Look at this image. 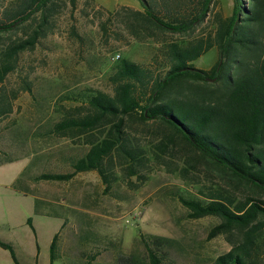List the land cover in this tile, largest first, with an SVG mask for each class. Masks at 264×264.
Listing matches in <instances>:
<instances>
[{
  "label": "trees",
  "instance_id": "trees-1",
  "mask_svg": "<svg viewBox=\"0 0 264 264\" xmlns=\"http://www.w3.org/2000/svg\"><path fill=\"white\" fill-rule=\"evenodd\" d=\"M139 1L142 10L123 7L116 15L138 41L160 40L151 62L118 55L107 75L109 93L67 97L72 105H61L59 118L37 137L81 142L86 151L73 158L72 171L42 173L34 181L68 182L95 171L107 193L115 167L140 182L153 164L184 180L197 181L201 172L210 179L215 172L224 186L208 189L203 198L178 196L188 219L219 220L207 239L223 236L230 249L210 264H264V0H233L230 16L216 15L212 34L178 40L167 35L196 30L216 0ZM58 9L56 0H0V119L12 112L18 94L4 91L6 77L18 67L19 55L34 51L52 31ZM213 48L218 60L211 69L192 66ZM20 91L32 93L26 76ZM26 224L35 233L31 218ZM64 227L53 236L49 264L62 260L56 250ZM142 242L146 264H174L176 241L152 235ZM0 248L19 264L9 244L0 240ZM118 260L143 264L132 256Z\"/></svg>",
  "mask_w": 264,
  "mask_h": 264
},
{
  "label": "rangeland",
  "instance_id": "rangeland-1",
  "mask_svg": "<svg viewBox=\"0 0 264 264\" xmlns=\"http://www.w3.org/2000/svg\"><path fill=\"white\" fill-rule=\"evenodd\" d=\"M56 3L59 9L53 17L52 31L34 51L19 55L18 67L2 85L9 96L15 91L18 94L12 101V112L0 119V165L38 146L35 138L59 118V107L72 105L67 99L69 95L86 90L109 93L107 75L118 55L147 64L160 43L153 36L138 41L116 15L122 14L123 7L142 10L139 0H76L75 5L69 0H56ZM232 8L233 0H216L207 20L196 30L187 35L168 34L167 38L208 36L213 33L216 15L226 18ZM217 60L218 51L213 48L193 60L192 66L209 70ZM22 76L30 80L32 93L20 91ZM46 136L41 144L49 153L67 152L77 159L86 151L81 142L50 140L51 136ZM146 139H142L143 144ZM21 167L22 162L0 167V240L12 247L19 264H49V247L62 221L33 213L35 201L28 194L42 195L47 188L38 192L40 186L31 187L32 167L20 175L17 190L13 189ZM50 169L72 170L71 164ZM200 174L197 181L184 180L177 173L153 164L143 182L126 177L120 167H115L107 193L95 171L76 174L68 182L47 184L48 193L49 186H55L68 195L67 209L59 211L68 220L57 241L56 251L62 260L56 259L53 264H117L119 256H132L146 264L142 241L152 235L177 242L172 252L174 264H210L230 249L223 236L207 239L209 230L219 220L188 219L187 210L178 200V196L203 198L208 189L224 186L217 173L212 172L210 179L205 173ZM236 194L243 196L241 191ZM28 218L32 219L35 233L26 224ZM126 219L130 223L126 224ZM0 264H14L9 252L1 248Z\"/></svg>",
  "mask_w": 264,
  "mask_h": 264
},
{
  "label": "crops",
  "instance_id": "crops-1",
  "mask_svg": "<svg viewBox=\"0 0 264 264\" xmlns=\"http://www.w3.org/2000/svg\"><path fill=\"white\" fill-rule=\"evenodd\" d=\"M42 137H36L35 142L38 146L35 147V149H31L28 151L27 154H24L21 157L18 158H12V160H9L5 162L4 164L0 165L3 166L5 164L7 165H13L17 162H22V167L20 168V172H18V176L14 180V182L20 177V175L24 174L28 167H32V175L31 178L34 181V178L42 173H58V174H64L68 172H61V171H55L50 169V167L54 168L56 165L60 166L61 164H71L74 159L73 157H70L68 153H58V152H51L49 153L48 150H45L42 148ZM72 171V170H71ZM70 172V171H69ZM47 184H55V182H42V181H34L33 186H40L36 189L38 192L44 189L41 194H28V196H32L35 201V208L33 209L34 214H39L46 217L51 218H57L62 221L61 228L63 226H66L68 220L67 218H64L63 215L59 213L61 210H66L68 207V195L66 193H63L60 191L59 187L55 186H49L51 187V192L48 193V185ZM26 195V194H22ZM77 195H75L76 197ZM40 205V206H38ZM41 206H43L41 208ZM60 228V229H61Z\"/></svg>",
  "mask_w": 264,
  "mask_h": 264
},
{
  "label": "built area",
  "instance_id": "built-area-1",
  "mask_svg": "<svg viewBox=\"0 0 264 264\" xmlns=\"http://www.w3.org/2000/svg\"><path fill=\"white\" fill-rule=\"evenodd\" d=\"M135 217L137 216L136 214L134 215ZM126 224L130 223V220L129 219H126Z\"/></svg>",
  "mask_w": 264,
  "mask_h": 264
}]
</instances>
